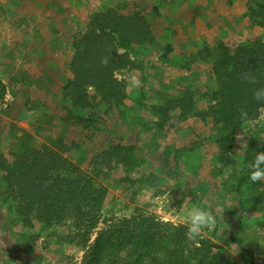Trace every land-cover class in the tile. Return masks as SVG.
Masks as SVG:
<instances>
[{
	"label": "rangeland",
	"instance_id": "rangeland-1",
	"mask_svg": "<svg viewBox=\"0 0 264 264\" xmlns=\"http://www.w3.org/2000/svg\"><path fill=\"white\" fill-rule=\"evenodd\" d=\"M237 2L240 4L237 14L241 15L234 18L231 9ZM142 3L123 0L118 1L115 8L105 6L98 9L99 12L115 9L125 13L136 8L152 30L151 22L161 14L155 7L147 12L146 5L142 8ZM222 3V16L216 20H225L220 27L224 38L212 44L203 41L200 46V58L206 64L205 71L207 67L211 70L212 63L219 57L220 45H246L255 37H260L264 45V9H261L264 2L222 0ZM152 6H148V9H152ZM93 14L89 17L86 32L75 35V50L87 34ZM226 15L230 18L224 19ZM197 21L196 17H191L188 22L198 30ZM211 22L202 23L201 28L212 31ZM168 36V32L162 36L153 33L152 42L137 45L135 50H120V53L127 52L133 61L126 69L115 72L114 78L120 83L122 94L108 100L96 96L94 89L89 88L88 94L93 99L95 112L92 123H76L72 116L81 115L82 110L74 108L67 98L65 125L72 126L73 132L69 137H56L44 143L37 139L35 132L19 130L17 125V128H11L4 140L5 152H16L22 144L27 147L46 144L58 149L75 144L65 156L86 175L92 172L93 157L110 145L122 144L133 147V164L99 175L98 180L107 189L106 198L102 208L84 222L69 216L55 225L47 226L35 221L32 228L25 227L22 219L16 215L15 203L12 200L3 202L0 197V261L1 258L2 262L7 258L13 261L12 264H83L100 230L113 227L123 218L145 217L149 222L161 225L164 230L168 226L184 227L182 264H264V181L253 183L247 168V163L257 153L264 152V120L260 119L264 115V108L256 119L236 130L235 139L228 148L223 147V139L227 135L225 127L212 116L206 121L197 117L208 112L214 104L212 98L219 87L216 80L214 87L202 80L193 86L178 89L181 91L178 97L185 96L186 92L193 94L196 114L182 122L178 121L179 128L176 131L168 130L169 123L162 121L156 112L158 106L152 104L140 107L139 112V107L132 105L127 110V116L130 121H135L128 123L122 119L126 116L123 114L126 111L125 100L136 102L138 95V86L128 84L131 76L142 73L144 78H150L151 73L163 83L153 84L156 88L176 89L170 81L165 83L160 80L165 77L161 74L163 71L157 70L159 65L149 64L167 54L171 41ZM168 69L173 72L171 66ZM172 85L174 88H170ZM161 124L166 127L163 131L159 129ZM240 136L241 141L237 139ZM186 197H191L190 205L211 206L217 218V224L199 238L198 246L187 239L185 214L178 213ZM219 197L232 203V222L226 219ZM171 209H175L178 214L172 215ZM91 222L95 225L89 227Z\"/></svg>",
	"mask_w": 264,
	"mask_h": 264
},
{
	"label": "trees",
	"instance_id": "trees-1",
	"mask_svg": "<svg viewBox=\"0 0 264 264\" xmlns=\"http://www.w3.org/2000/svg\"><path fill=\"white\" fill-rule=\"evenodd\" d=\"M152 41L151 27L136 8L125 13L108 9L91 16L87 34L77 45L71 61L73 77L63 87L64 97L74 108L82 110L81 115L72 116L76 123H92L95 118L89 88L103 99L121 96L122 87L114 78L115 72L126 69L133 61L127 52L119 54L117 50H135L137 45ZM218 50L219 57L211 65L219 85L212 98L215 103L197 117L206 121L212 116L221 123L227 130L223 147L228 148L236 130L245 124L240 121L239 109L246 108L250 120H254L264 108V101L253 98V89L264 87V45L260 37H255L246 45H220ZM104 59L107 64L102 63ZM248 71L255 74L257 83L242 80V74ZM6 90L0 82V99ZM156 112L164 123H169L168 130L176 131L178 121L196 114L193 94L186 92L185 96L169 100ZM159 129L163 131L166 127L161 124ZM73 147L75 144L65 145L61 151L46 144L33 147L22 144L16 152L0 154L1 200L15 203L16 215L25 227L32 228L35 221L51 226L69 216L79 222L91 219L102 208L107 194L106 187L98 180L99 175L133 164V147L110 145L93 157L92 172L85 175L65 156ZM219 201L224 206L226 219L232 222V203L220 197ZM94 225L91 222L89 227ZM184 241L183 226H168L164 230L145 217L123 218L113 227L98 232L83 264H182Z\"/></svg>",
	"mask_w": 264,
	"mask_h": 264
},
{
	"label": "crops",
	"instance_id": "crops-1",
	"mask_svg": "<svg viewBox=\"0 0 264 264\" xmlns=\"http://www.w3.org/2000/svg\"><path fill=\"white\" fill-rule=\"evenodd\" d=\"M118 1L123 0H0V82L14 98L8 110L0 109V152H10L3 150L4 140L11 128L17 126L19 130L35 132L37 139L44 143L73 133L72 126L65 125L68 99L63 95V87L73 77L71 61L75 53V35L86 32L91 14L105 6L115 8ZM124 1L143 2L141 6L143 8L145 4L147 12L155 7L161 14L151 22L152 30L155 36L169 33L170 50L163 58L149 64L159 65L157 70L163 71L161 74L165 77L160 80L173 83L177 89L156 88L153 84H163L156 75L150 73V78H144L142 73L136 74L138 95L136 102L125 100L126 111L123 114L126 116L122 117L125 122L135 121H130L127 116L132 105L139 107L138 112L144 105L163 106L180 94V87L193 86L202 80L215 86L213 74L209 67L205 71L206 64L199 51L203 41L212 44L224 38L220 27L225 20H216L223 13L222 0ZM150 5H153L152 9H148ZM238 5L235 3L231 9L234 18L241 15L237 14ZM206 16L212 20V31L201 28L202 23L210 21ZM226 16L224 19H228ZM191 17L198 20V30L188 22ZM184 65L185 68L179 67ZM2 260L0 264L13 262L7 258Z\"/></svg>",
	"mask_w": 264,
	"mask_h": 264
},
{
	"label": "clouds",
	"instance_id": "clouds-1",
	"mask_svg": "<svg viewBox=\"0 0 264 264\" xmlns=\"http://www.w3.org/2000/svg\"><path fill=\"white\" fill-rule=\"evenodd\" d=\"M119 54V50H117ZM103 64H107V59L102 60ZM242 80L247 83L255 84L257 83V77L252 71H248L242 74ZM130 85H135L139 83L138 77L131 76ZM253 98L260 102L264 101V87L253 89ZM240 121L242 123L250 122L249 113L246 108L239 109ZM264 120V115L260 117ZM241 137H237L241 141ZM247 168L250 170V180L253 183L264 181V152H259L254 156V159L247 163ZM191 197H186L183 201L181 210L178 213L185 214L186 220V237L189 241L197 244L198 240L204 233L214 227L217 224V218L215 210L208 205H190ZM170 213L172 215L178 214L175 209H171Z\"/></svg>",
	"mask_w": 264,
	"mask_h": 264
},
{
	"label": "built area",
	"instance_id": "built-area-1",
	"mask_svg": "<svg viewBox=\"0 0 264 264\" xmlns=\"http://www.w3.org/2000/svg\"><path fill=\"white\" fill-rule=\"evenodd\" d=\"M13 100L14 98L9 93V91H7L4 98L0 99V109H5V110L8 109L11 106Z\"/></svg>",
	"mask_w": 264,
	"mask_h": 264
}]
</instances>
